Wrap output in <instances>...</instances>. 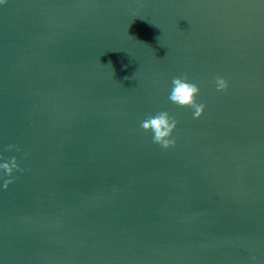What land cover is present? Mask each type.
Returning <instances> with one entry per match:
<instances>
[{
    "label": "water",
    "instance_id": "95a60500",
    "mask_svg": "<svg viewBox=\"0 0 264 264\" xmlns=\"http://www.w3.org/2000/svg\"><path fill=\"white\" fill-rule=\"evenodd\" d=\"M185 73L199 118L168 99ZM159 111L168 148L140 127ZM13 157L0 264H264V0H6Z\"/></svg>",
    "mask_w": 264,
    "mask_h": 264
},
{
    "label": "clouds",
    "instance_id": "9594fccd",
    "mask_svg": "<svg viewBox=\"0 0 264 264\" xmlns=\"http://www.w3.org/2000/svg\"><path fill=\"white\" fill-rule=\"evenodd\" d=\"M6 3V0H0V4ZM216 88L223 91L228 87L227 81L222 77L215 78ZM172 89L168 99L180 107H189L194 109L193 118H199L204 110L205 105L197 102L199 87L195 83L188 82L187 73L179 77H173ZM177 121L170 116L167 111H159L155 115H149L141 122L140 127L146 132L153 133V143L159 144L162 148H168L175 143L174 138H170L175 129ZM9 147H12L11 145ZM8 176H11L14 169L18 168L15 157L10 163L0 164ZM11 180H6L4 187L7 188Z\"/></svg>",
    "mask_w": 264,
    "mask_h": 264
}]
</instances>
